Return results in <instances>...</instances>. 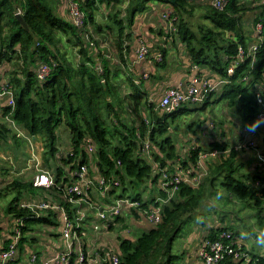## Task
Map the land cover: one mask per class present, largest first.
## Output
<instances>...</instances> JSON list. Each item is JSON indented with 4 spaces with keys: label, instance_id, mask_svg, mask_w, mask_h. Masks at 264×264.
I'll return each mask as SVG.
<instances>
[{
    "label": "trees",
    "instance_id": "1",
    "mask_svg": "<svg viewBox=\"0 0 264 264\" xmlns=\"http://www.w3.org/2000/svg\"><path fill=\"white\" fill-rule=\"evenodd\" d=\"M77 1L87 15V25H91L97 34L108 33L116 37V51L122 62H126L128 47L124 44L125 39L131 36L125 30L130 29L137 14L146 11L148 4L155 0H130L125 9L126 20L121 17L126 0ZM156 1L172 7L173 17L176 18L173 22L175 32L192 62L213 70L229 81L221 93L213 94L211 99L218 95L216 101H225L229 107L235 108L247 126L259 121L262 107L258 104L255 91L258 85L264 83V34H257L258 51L255 56L237 65L233 75L227 74V68L237 60L238 48L249 50L243 20L247 12L254 8L241 0H229L224 12L210 5L202 9L187 0ZM102 7H106L109 15L100 21ZM196 9L205 12L203 19L209 25H197L195 28L192 18ZM18 12L24 17L28 32L17 19ZM95 45V49L91 50L72 23L55 13L54 0H0V62L18 64L9 83L15 105L13 109L7 107L4 113L11 115L34 137H41L45 150L44 165L54 179L50 191L72 217L78 209L73 208L66 198L65 190L77 182L76 173L81 167L88 168L92 179L95 170L98 179L119 183L110 195L117 199L139 201L143 209H149L155 205L157 197L166 198V193L158 185L162 170L174 173L178 166L194 168L200 153V149H194L181 155L177 141L171 136V126L179 117L199 109L183 107L167 114L156 103L149 101L147 94L131 77L126 78L130 91L125 92L120 74L110 71L107 54L100 50L98 42ZM61 47L75 51L73 56L76 60L62 52ZM40 62L49 64L52 69L46 81L37 78ZM100 64L103 73L97 70ZM245 77L249 80L243 81ZM210 102L207 101L202 108L211 105ZM62 125L70 130L72 150L60 156L58 129ZM10 133L1 123L0 142ZM88 140L92 141L96 152L90 153ZM146 141L153 147L151 157L143 154L142 147ZM212 146L211 150H219L222 156L208 163L209 176L202 185L193 188L180 184L176 198L163 207L157 226L153 225L134 240L121 239L120 264H173L179 258L173 255L174 241L200 207L206 197L207 186L209 189L221 186L231 196L254 202L259 219H262L264 176L241 173L242 165L236 162L238 149L227 141L216 140ZM257 180L263 184L261 188L254 186ZM7 188L19 190L20 199L22 190L33 192L38 189L33 182L24 180H14ZM144 196L151 198L145 200ZM74 199L79 198L74 196ZM8 209L16 219H24L23 238L31 223L48 221L35 217L27 208H21L18 198L10 203ZM133 215L136 219L140 217L136 210ZM123 220L119 217L116 223ZM109 225L113 229V225ZM248 255L249 264H264V257L249 252ZM225 264L243 263L226 257Z\"/></svg>",
    "mask_w": 264,
    "mask_h": 264
},
{
    "label": "crops",
    "instance_id": "2",
    "mask_svg": "<svg viewBox=\"0 0 264 264\" xmlns=\"http://www.w3.org/2000/svg\"><path fill=\"white\" fill-rule=\"evenodd\" d=\"M129 1L130 0H126V3L123 7L124 10L121 17L124 20H126L127 16L124 11L128 7ZM187 1L189 2V4L191 3L202 9H205V7L209 5L211 6L210 0ZM241 1L242 3L246 5L249 4L252 8H254L253 11L247 12V15L243 20V28L245 30L246 37L248 38L250 47L257 42L258 38L257 30H255V25L261 20L264 21V0ZM54 11L61 18L65 19L68 22L70 21L66 0H54ZM102 11H105V8H102ZM107 12L108 10H106V14ZM170 12H172V7L159 2L158 5L153 6L152 3H149L148 9L146 11L137 14L133 26L130 29L126 28L125 30V33L131 36L130 38L125 39L124 44L125 47H128V50L126 51V62H122L118 52L116 51V48L114 47V42L116 40V37L114 35H112L111 38H108V43L98 42V40L96 39L93 44H88L89 48L93 50L96 47L95 43L98 42L99 48L100 46L103 48H108L110 53H112L111 57L110 55H108V53L105 52L107 54L106 58L109 62L108 68L111 72H118L120 74L122 90H124L125 92L130 91V87L126 83V78L131 77L133 82L136 79L140 78L141 83L139 84V87L147 94L149 101L151 103H156L157 107L166 88L173 87V85H176L180 82L188 81L192 79V77L196 73H200L210 80L212 79L218 81L221 79V77L217 75L213 70H210L206 67H200L192 62L189 52L175 32L173 21L164 18V14ZM202 12V16L204 17L205 12ZM99 36H106V34ZM139 39L145 40L149 51L151 52V58L148 61L137 63L136 48L138 47ZM100 50L102 49L100 48ZM102 51L104 52V50ZM157 55H162L161 62L155 60V56ZM194 65H196L200 70L193 69ZM17 66V63L0 62V87L8 85L10 83L12 71H14ZM19 74L21 78H23V75L21 73ZM144 75H148V79H142ZM258 93L264 96V83L257 86L255 94L257 95ZM217 97V95L213 96L210 102L211 105H208V107L212 106V104L214 103H220V101H216ZM8 103L9 97L7 95H1L0 124H4L11 133L5 140H2V142H0V191L2 190L1 188H3L4 185H8L14 180L34 182L35 178L39 174V171L45 170L43 161L45 150L41 137L35 138L22 124L18 125L12 119L11 115H5L4 110L9 107ZM208 107H204V111H206ZM230 108L234 110H228L224 114V117L218 122H210L205 125L198 122L199 126L201 127L200 132L197 131V125L194 121L189 126L190 128L188 130H184L183 128L178 129L179 134L177 135L178 137L176 140L178 150L181 155L187 154V152L193 151L194 149H200V151L201 149L202 151H209L211 150V147H213V143L216 142V140H219L218 136H222L225 142L227 141V143H231L233 147L237 144H247L253 141L256 144L255 148H246L245 151H237L239 158L244 156L245 159L244 162L241 161L240 163L242 165L240 172L247 175L249 174L251 176L253 174L257 175V173L264 176V163H262L260 159L261 157L264 158V123L259 122V126L254 132L247 131V125L243 123V121L239 118L236 109L233 107ZM199 115L200 113H197L196 116L198 117ZM59 133L62 139V143L65 144L64 147H61L59 143L58 150L62 154H67L72 150L70 149V130H68L64 125L60 126L58 129V142L60 140ZM171 134L173 135L174 132H171ZM246 167L247 170L249 168L248 173L247 170H245ZM93 171V175L95 176L93 178L94 185L92 186L93 188L91 191L90 202L88 204L76 202L72 204V206L73 208H77L78 211L81 209L87 215V220L82 224V226H84V231L85 227L88 229L84 232L83 236L88 253L94 259L99 261L100 264H108L105 261V257L107 259L106 254H120L119 243L121 239L134 240L136 237H130V229H125L123 236L111 237L110 233L117 226H119V223H124V220L119 223H116V220H114L111 223L113 225V229H110V225H106L103 222L98 221V208L113 203L115 200V196H112L110 194L104 196L102 194V191L98 187L99 179L96 176L95 170ZM50 190L51 188L41 190V194L38 197H35L33 194L25 196L24 191L22 190L23 192L20 199V206H23V204H39L44 200L60 203V200H58ZM157 196L154 197L156 198ZM150 198V196H144L145 200H148ZM157 199H159V197H157ZM40 215L41 219L46 218L48 219V221L42 222V224L38 223V228L33 226L31 227V225L29 226L30 229L27 231L23 238L24 241L20 245L17 259L12 264H29L32 255H37L39 261H43V259L53 257L66 247L63 246V241L61 239V223H56L60 220L59 214L52 210H49L42 211ZM132 215L133 212L126 215L125 217L123 216L122 218L125 219V222L129 220L130 224L134 225V227L136 228L137 233L140 231H143L142 233H144L147 226H149L150 229L153 228V225L148 223L146 220H144L146 222L145 224L141 222V214L137 219L138 221L134 220V218L136 217H133ZM219 225L222 227L226 226L225 224ZM219 225L216 226L215 224V228L210 225L196 227L191 236H187L191 246L190 253L188 254L186 251H184V254H181L180 261L184 262V264H205L197 257V250L200 244L198 240L201 238L202 234L208 233L210 230L219 228ZM41 227L44 228V233L42 235L43 237L39 238L38 236H36V234L38 233V229ZM94 227H97V229H95ZM226 228H230L231 230L236 231L238 235L241 236V232H239L238 230H235L231 227ZM13 229L9 233H2L3 235L0 236V251L7 247ZM31 229H34L32 233L33 238H31V241L29 242L26 239V235ZM89 229H91L95 233V235L88 234ZM196 230L197 233H195ZM126 231L128 232V234L126 233ZM242 239L243 241H245V238ZM244 243L247 252H249L247 242L245 241ZM37 246H39V248H37Z\"/></svg>",
    "mask_w": 264,
    "mask_h": 264
},
{
    "label": "built area",
    "instance_id": "3",
    "mask_svg": "<svg viewBox=\"0 0 264 264\" xmlns=\"http://www.w3.org/2000/svg\"><path fill=\"white\" fill-rule=\"evenodd\" d=\"M229 0H210L211 6L217 11L224 12L228 5ZM68 6V15L70 22L76 28L81 37L86 43L93 44L96 40L94 34H92L87 25V15L82 10L80 3L77 0H66ZM264 4V3H263ZM20 13V12H18ZM164 18L170 21H176L173 17V13H165ZM257 34L262 36L264 34V22L260 21L255 25ZM237 60L230 64L228 69V76L233 75L236 71V66L249 59L250 56H255L258 51L257 44H253L249 47L248 52L242 47L238 48ZM137 63L148 61L151 58V52L143 39H139L138 47L136 48ZM155 60L162 61V55L155 56ZM253 67V63H251ZM193 69L200 70L196 65ZM51 67L45 62H40L36 71L37 78L40 81H46L51 76ZM98 72L103 73L102 65H98ZM148 75H144L142 79H148ZM249 78H243V81H248ZM135 83L139 85L141 79L135 80ZM229 84L227 79L221 78L218 81L210 80L200 73H196L192 79L177 83L173 87L166 88L158 103V108L162 109L167 114H172L183 107H192L204 105L207 101H211L213 94H219L223 90V87ZM7 95L9 97L8 106L13 109L14 94L12 93L11 86L4 85L0 87V96ZM258 104L262 107L261 112L258 115V120L264 123V96L261 94L256 95ZM218 141L224 142L221 137ZM256 144L251 143L243 144L242 147L237 149L255 148ZM87 148L90 153L96 152L91 140L87 141ZM143 154L147 157H151L152 149L151 144L146 141L143 144ZM222 156V152L217 149L210 151H200L197 160V166L194 168H183L178 166L174 173L169 170H162L159 179V187L166 193V198L158 199L151 208L143 209L140 202L132 201L128 198H115L114 202L108 205H104L97 210L98 221H102L104 224L109 225L119 217H125L131 214L134 210L139 212L141 216L150 224L157 226L161 221L162 209L164 206L169 205L175 198L180 184L188 185L193 188L202 185L203 180L207 176V163L213 161ZM264 163V158H260ZM206 166V167H205ZM77 182L75 184L67 186L65 190V196L68 198L71 204L76 202L88 204L90 202L89 192L92 191L94 181L90 176L87 167H81L79 173H76ZM117 182H108L104 178H100L98 181V187L102 191V194L108 195L114 187H118ZM257 188H261L263 184L257 180L254 184ZM33 186L38 189H48L54 186V179L50 173L46 170L39 171L38 176L33 182ZM77 196L79 199H74ZM22 208H27L34 214L35 217L40 218L42 211L52 210L59 214L60 223L62 226L61 239L63 246H66L61 252L57 253L51 258L43 259L39 261L37 255H32L29 264H100L99 261L94 259L87 251L85 241L82 238L84 236V226L82 224L87 220V215L81 209L74 213V217L70 215L68 210L60 203L42 201L39 204H23ZM23 226L24 219H16L15 226L9 240V243L5 249L0 251V264H12L16 261L21 240L23 238ZM97 229V227H94ZM245 241L238 235L236 231L227 229L226 227L216 228L214 232L202 238L201 244L198 248V258L205 264H225V258L230 257L234 262H242L243 264H249L251 262L248 252L246 250ZM107 259L105 261L108 264H120V254L107 253Z\"/></svg>",
    "mask_w": 264,
    "mask_h": 264
},
{
    "label": "rangeland",
    "instance_id": "4",
    "mask_svg": "<svg viewBox=\"0 0 264 264\" xmlns=\"http://www.w3.org/2000/svg\"><path fill=\"white\" fill-rule=\"evenodd\" d=\"M151 3H152V6L159 4V2L156 0L152 1ZM102 8H105V11H101L100 16H99L100 21H103L104 17L109 15L108 13L106 14V10H107L106 7H102ZM123 10H124V8H123ZM202 11L203 10L197 9L195 11V16L192 18V23L195 25V28L197 27V25H202V24L203 25H209V23H207L203 19V16H202L203 12ZM88 27L91 30L92 34H94V36L96 37L98 42L108 43V38H111V36H112L111 34H108V33H106V34H108L106 36H99L100 34H97L91 25H89ZM173 27H175V26H173ZM114 47H115V42H114ZM100 48L112 57V53H110L108 48H103L101 46H100ZM111 48H112V45H111ZM62 52H66L69 55V58H71L73 61L76 60L73 56L75 54V51L72 52L71 50L64 47V48H62ZM218 98L219 97H217V99ZM202 107H203V105L198 106V108H196L195 106L189 107L191 109H193V108L199 109V111L193 112L192 114H190L188 116L187 115L183 116L182 118L179 117L176 120V122H174V124H172L171 132H174V134L173 135L171 134V136H173V138L175 140H177V137H178L177 135L179 134L178 129L183 128L184 130H188L190 128L189 126L192 124L193 121L197 125V128H196L197 131L200 132L201 127L199 126L198 122L203 123L204 125L207 123H210V122L215 123V122H218L220 119H222L224 117V114L228 110H230V111L234 110V109L228 107V105L225 103V101H220V103H214V104H212V106H209V107L207 106L208 108L206 111H204V108H202ZM197 113H200V115L198 117L196 116ZM59 137H60V140L58 142V145L60 143L61 147H64L65 143L64 144L62 143L60 133H59ZM218 137L219 138L221 137L222 139H224L222 136H218ZM229 144L231 145V143H229ZM242 145L243 144H237L235 146L236 150H237V148L242 147ZM61 150H62V148H61ZM238 150L243 151L244 149H238ZM61 155H62V153H60V156ZM43 159H44V157H43ZM241 161H243V162L245 161L244 156H242L241 158H239V156H237V159H236L237 164H240ZM53 162H55V161H53ZM206 165H207V174H208V172H209L208 166L209 165L208 164H206ZM243 166H244V164H243ZM44 169L46 170V168H44ZM245 170H247V167L245 168ZM248 172H249V168L247 170V173ZM208 176H209V174H208ZM207 188L208 189L206 191V197H204L203 200L201 201L200 207L195 211V213L192 214L191 220L186 222L187 224L184 225L179 236L174 241L175 244L173 247V255L176 257L179 256V258L176 261H173L174 262L173 264H184V262L180 261L181 254H184L183 253L184 251H186L188 254L190 253L191 246H190V242H189L188 237L191 236V234L195 231L196 227H202V226H208V225L214 227L215 224H216V226H218L219 224H221V225L225 224L226 226H224V227H231L235 230H238L241 233L247 234L248 238H245V241L247 242V247L249 249L250 254L264 257V247H261V246L257 245V243H256V239H257L258 235L260 233H264V212L261 216L262 219H259V215H258L259 211H258V208L255 207L254 202L243 201V200L238 199L235 196H231L227 192V190L225 188H222L221 186H217V189H215V188L209 189L208 186H207ZM1 189L2 190L0 191V236L3 235L4 232L9 233L13 229V227L15 226L16 218L8 212V210H9L8 207H9L10 203L13 202L15 199L18 198L20 200V191L19 190L8 189L7 185H4L3 188H1ZM41 190H43V189L33 191V192L30 190H23V191H24L25 196L33 194L35 197H38L41 194ZM132 216L134 217V215H132ZM134 220L138 221L136 218H134ZM140 220L143 224L146 223L144 221L145 219L143 217H141ZM11 222H12V224H11ZM56 223L60 224V220L57 221ZM34 224L31 223L30 224L31 227L32 226L37 227V224H35V225ZM221 227L222 226H220L219 228H221ZM125 229H128V230L130 229L129 230V232H130L129 235H131L130 237L134 236L137 238L143 232V231H140L137 233L134 225H131L129 220H127L125 222V219H124V223H119V226H117L110 233L111 237L123 236ZM33 230L34 229H31L28 232V234L26 235V239L29 242L31 241V238H33V236H32ZM86 230H88V229L85 227V231ZM145 230H146L145 232L149 231L150 227L147 226ZM37 232L38 233L36 234V236H38L39 238H42L43 237L42 235L44 233V228L43 227L39 228ZM213 232H214V230H210L208 233L202 234V236L198 240V242H200V244H201L202 238L211 235ZM126 233L128 234L127 231H126ZM195 233H197V230ZM88 234L95 235V233L91 229H89ZM39 238H38V240H39ZM82 238L84 239V237H82ZM88 240H91V239H88ZM200 244H199V246H200ZM37 248H39V246H37ZM197 257H198V250H197Z\"/></svg>",
    "mask_w": 264,
    "mask_h": 264
},
{
    "label": "clouds",
    "instance_id": "5",
    "mask_svg": "<svg viewBox=\"0 0 264 264\" xmlns=\"http://www.w3.org/2000/svg\"><path fill=\"white\" fill-rule=\"evenodd\" d=\"M259 126V121L254 123L253 125L246 126V130L250 132H254L256 128ZM242 238H248L247 234L241 233ZM257 245L264 247V233H260L256 239Z\"/></svg>",
    "mask_w": 264,
    "mask_h": 264
},
{
    "label": "water",
    "instance_id": "6",
    "mask_svg": "<svg viewBox=\"0 0 264 264\" xmlns=\"http://www.w3.org/2000/svg\"><path fill=\"white\" fill-rule=\"evenodd\" d=\"M16 17L19 20V22L21 23L22 27L28 32L29 31V27H28L24 17H22L21 13H17Z\"/></svg>",
    "mask_w": 264,
    "mask_h": 264
}]
</instances>
